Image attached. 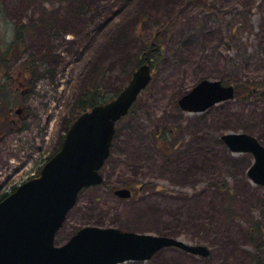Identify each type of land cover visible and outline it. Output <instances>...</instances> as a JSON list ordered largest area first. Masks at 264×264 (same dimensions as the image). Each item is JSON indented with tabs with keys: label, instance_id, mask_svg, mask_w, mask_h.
Instances as JSON below:
<instances>
[{
	"label": "rangeland",
	"instance_id": "374dc122",
	"mask_svg": "<svg viewBox=\"0 0 264 264\" xmlns=\"http://www.w3.org/2000/svg\"><path fill=\"white\" fill-rule=\"evenodd\" d=\"M16 26L23 44L5 74L33 62L36 75L0 107V196L38 177L40 155L58 151L78 95L95 81L107 99L116 96L141 60V37L159 35L162 56L116 127L102 183L79 194L55 243L84 227H114L209 250L201 258L164 249L122 264H264V187L247 177L252 156L230 153L220 139L246 133L264 146V99L234 98L202 113L178 106L203 79L264 87V0H0V50ZM8 113L29 130L2 133ZM125 184L134 200L112 194Z\"/></svg>",
	"mask_w": 264,
	"mask_h": 264
},
{
	"label": "water",
	"instance_id": "95a60500",
	"mask_svg": "<svg viewBox=\"0 0 264 264\" xmlns=\"http://www.w3.org/2000/svg\"><path fill=\"white\" fill-rule=\"evenodd\" d=\"M150 81L148 64H141L116 98L93 107L72 123L59 151L38 178L23 183L0 201V264H121L147 261L170 247L208 256L209 251L201 245L112 227H84L65 244L54 245L55 235L79 193L102 181L99 170L109 155L115 122L127 114ZM232 97V86L202 80L178 100V105L184 112L199 113ZM221 140L232 153L252 155L247 177L264 187V146L248 134H224ZM115 194L130 196L126 189Z\"/></svg>",
	"mask_w": 264,
	"mask_h": 264
},
{
	"label": "trees",
	"instance_id": "16d2710c",
	"mask_svg": "<svg viewBox=\"0 0 264 264\" xmlns=\"http://www.w3.org/2000/svg\"><path fill=\"white\" fill-rule=\"evenodd\" d=\"M14 29V35L12 41L9 43L6 49L0 50V107L4 108L7 107V98L12 96V94H17L15 96H18V92L13 91L12 86H9L11 83L10 76L5 74V70L7 68V65L9 64V61L12 59L13 55L16 52H19L21 50V44H23V30L24 28L20 26H16ZM157 37V36H156ZM159 38L160 36L156 38L154 42H148V40H144V37H141L143 44H142V50L140 51V57L141 60H138V62L135 63L136 66H138L141 63H145L146 61H149L150 67L153 69L154 66L157 64V60L162 56V48L159 44ZM31 64L29 66H24L20 68L18 71H15V77L16 75L19 76L20 82L24 79H29L34 74V71L31 70V66L33 65V62H30ZM23 82V81H22ZM235 86L236 91L234 98L239 100H247L248 97H261L264 99V87L259 83H249V84H242L241 83H231ZM239 86V91L237 90ZM243 88V89H242ZM20 92V91H19ZM113 97H110L109 99L106 98V92L103 89L102 85H100L98 82L93 81L91 85L87 86L77 97L74 107H73V120L80 115L81 113L91 109L92 107L104 104L111 100ZM10 105V104H9ZM8 110V108H7ZM72 120V121H73ZM119 123V122H118ZM117 123V124H118ZM116 124V126H117ZM7 195H1L0 200L6 197ZM258 226V225H256ZM250 231H252L255 235L258 232L257 228H251ZM252 235V234H251ZM258 261V259H256Z\"/></svg>",
	"mask_w": 264,
	"mask_h": 264
},
{
	"label": "flooded vegetation",
	"instance_id": "af4514ba",
	"mask_svg": "<svg viewBox=\"0 0 264 264\" xmlns=\"http://www.w3.org/2000/svg\"><path fill=\"white\" fill-rule=\"evenodd\" d=\"M27 79H24L23 80V82H20V80H19V76L18 75H16V77L13 75L12 77H11V83H10V85L9 86H12V90L13 91H15V92H19V86H21V87H23V86H29V85H27L28 84V82L26 81ZM29 81V80H28ZM19 82H20V84H19ZM17 85V86H16ZM13 86H15V88L13 87ZM20 92H21V90H20ZM19 92V93H20ZM23 111H22V109H20V107L19 108H17V109H15L14 110V113L15 114H17V115H19V117H21V113H22ZM22 120V118H16V119H14V118H12V116L10 115V113H8V115H7V117L5 118L4 117V121H3V127L4 126H6V125H8V127H6V129H4V131H2V133H8V134H13V133H15L16 135H17V133H20L21 131H28L29 130V127L30 126H27V125H24V124H22L21 121ZM15 131V132H14ZM44 132H46V130H45V128H44V130L43 129H41L40 130V135L42 136V134L44 133ZM4 138H2V140H1V142L0 143H3L4 141ZM18 142L20 143V141L18 140ZM1 145V144H0ZM39 151H41V150H38L37 152H38V155H40V152ZM41 157L39 158V161H38V167H39V169L38 170H40L41 168H42V166L44 165V163L47 161V159L51 156V154L49 155V157H44V159L42 160V155H40ZM36 164V163H35ZM31 169H34L33 167H31ZM1 174V173H0ZM35 174L33 173V175L32 176H34ZM126 185V184H125ZM123 186V187H121V188H125V189H128L129 191H130V198L129 199H127V200H134L135 199V187L133 186V185H126V186ZM18 186H14V187H11V189H10V192H13L16 188H17ZM0 189H1V187H0ZM115 190H117V189H113V191H112V194L114 195V191Z\"/></svg>",
	"mask_w": 264,
	"mask_h": 264
},
{
	"label": "bare ground",
	"instance_id": "6f19581e",
	"mask_svg": "<svg viewBox=\"0 0 264 264\" xmlns=\"http://www.w3.org/2000/svg\"><path fill=\"white\" fill-rule=\"evenodd\" d=\"M129 213H134V212H132V211H129ZM133 215V214H132ZM112 228H114V227H112Z\"/></svg>",
	"mask_w": 264,
	"mask_h": 264
}]
</instances>
